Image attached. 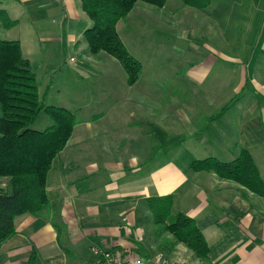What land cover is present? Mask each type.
<instances>
[{"label": "crops", "instance_id": "obj_1", "mask_svg": "<svg viewBox=\"0 0 264 264\" xmlns=\"http://www.w3.org/2000/svg\"><path fill=\"white\" fill-rule=\"evenodd\" d=\"M172 1L147 11L164 34L142 41L143 49L159 42L160 47L181 50L176 75H183L184 89L178 83L175 87L186 96L192 92L187 86L196 85L194 81L202 84L216 72L218 83L207 91L218 101L198 107L164 105L158 99L163 79L145 74L140 62L143 72L135 84L129 85L128 79L119 87L111 84L103 94L104 102L111 103L108 110L75 126L48 175L49 208L40 217L29 213L16 217L15 235L1 247L0 264H31L34 250L33 264H94L93 248L141 256L145 264H199L193 257L190 261L180 257L183 253L189 257L182 246L166 263L156 260L161 254L149 200L169 195L173 214L196 221L209 245L211 264H264V197L214 172L193 168L196 161L211 158L233 161L238 145L250 151L264 181V104L254 98L250 106L226 104L227 96L245 95L250 81L253 96L264 100V82L256 80L264 73V0H228L231 6L219 18L214 12L225 0H210L204 11L187 7L182 0L168 9ZM53 3L0 0V11L14 22L7 28L13 30L25 26V15L45 14ZM81 10V0H64L63 25L82 18ZM32 19L30 25L35 26ZM223 30L235 34L224 38ZM244 32L259 34L253 35L256 41H246ZM18 35L24 56L32 55L33 47ZM214 37H220L217 45L212 43ZM81 41L68 35V42L79 51ZM232 45L243 55L231 54ZM230 111L235 114L229 115Z\"/></svg>", "mask_w": 264, "mask_h": 264}, {"label": "trees", "instance_id": "obj_2", "mask_svg": "<svg viewBox=\"0 0 264 264\" xmlns=\"http://www.w3.org/2000/svg\"><path fill=\"white\" fill-rule=\"evenodd\" d=\"M167 2L81 0L82 10L92 23L83 34L84 41L77 43L87 44V48L80 52L81 57L106 53L122 64L129 85L135 84L142 75V65L129 54L117 32V25L128 17L138 3L161 9ZM182 2L187 7L202 11L210 5V0ZM230 6V1L225 0L215 10L214 16L221 17L220 13L229 10ZM0 19L4 27L14 24L1 11ZM254 34L258 36L259 33ZM44 109L52 126L44 131L32 130L31 126ZM79 122L75 113L65 108H45L39 95L36 74L31 62L24 57L20 42L0 38V250L15 235L16 217L27 213L40 217L49 208V172ZM234 151L237 156L231 162L206 159L196 161L193 168L196 171L214 172L221 179L231 180L264 197V181L250 151L238 145ZM149 208L153 213L157 252L161 254L156 256V260L166 263L176 248L182 246L191 252L194 261L211 264L210 248L202 231L191 217L182 213L173 214L171 195L149 200ZM127 256L143 259L141 256ZM35 260L34 250L31 264Z\"/></svg>", "mask_w": 264, "mask_h": 264}, {"label": "rangeland", "instance_id": "obj_3", "mask_svg": "<svg viewBox=\"0 0 264 264\" xmlns=\"http://www.w3.org/2000/svg\"><path fill=\"white\" fill-rule=\"evenodd\" d=\"M53 9H50L42 15H25L23 17V25L16 29L8 30L7 26L2 27L0 22V38L3 40H17L21 38L18 33L22 34V40L24 44L28 42L29 46L33 47V54H25V58H29L33 62V70L36 74V81L38 85L40 98L47 107L65 108L77 116L81 121L83 119L92 117L93 115L100 114L108 110L111 103H106L104 93L108 92L111 84L119 87V83L128 79L127 73L122 64L107 55L106 53H99L98 55H90L88 58H82L79 54L82 50L87 48V44L84 42L83 47L76 49L74 44L68 42V35H75L77 40H83L82 33L88 27L91 26L90 20L86 15H83L76 23L66 22L63 25L64 20L67 17L63 14V2L59 0H53ZM175 0L170 2L167 7L170 9L174 6ZM218 7V6H217ZM158 8L152 7L147 4L138 3L134 11L129 16L121 21L119 24V35L128 49L129 54L141 62L145 67L146 73H156L161 76L163 87L162 95H159L160 103L164 105H174L176 103H187L190 105L203 106L218 101L219 97L210 95L207 89L211 86L215 87V83L219 78L216 76V72L211 73L209 79L204 83L187 86L190 88L191 95L186 96L184 92L178 90L175 85L178 83L182 88L183 75H176L178 68V58H180L181 50L170 47H160L159 42H153V44L147 46L148 49H143L144 40H156L164 34L162 30L164 28L157 23L154 18H150L147 11H155ZM82 11V10H81ZM34 20L35 26H31L29 20ZM213 20H215L212 17ZM167 22V18H164ZM27 24V25H26ZM30 25V27H28ZM71 25V26H69ZM146 32V33H143ZM145 34H152L151 36H144ZM158 37L153 38V35ZM169 35V38H171ZM218 33H212L216 35ZM226 34V35H225ZM231 34L223 30L222 35L225 38ZM243 38L246 41H256L254 33L244 32ZM220 36V35H219ZM221 37V36H220ZM214 37L212 43L217 45L219 38ZM56 38H63L65 41H55ZM242 38V37H241ZM53 39V40H48ZM72 39V38H71ZM223 39V38H222ZM51 41V42H50ZM216 42V43H215ZM69 43V44H68ZM261 47V45H260ZM242 49V46L239 48ZM230 53H236V51L243 55V50L234 49V45L230 47ZM145 52L148 55H145ZM24 55V54H23ZM246 56V54L244 55ZM72 58V60H71ZM165 59V60H164ZM263 78V79H262ZM256 80L264 82V73L257 74ZM158 81V80H157ZM187 84V82H184ZM218 83V82H217ZM233 83H229L228 89L233 88ZM249 89L243 96H227L226 104L228 107L232 105L237 106H250L254 102L260 101L263 105L264 100L262 97H258L256 94H252L253 83L248 85ZM213 91V90H211ZM159 92V91H158ZM100 94V96H98ZM193 94V96H192ZM156 98V97H153ZM256 99V101H255ZM222 101L225 103L224 98ZM112 106V105H111ZM234 111H230L229 115H234ZM52 126V121L44 109L38 116L36 122L31 126L32 130L44 131ZM212 159V158H211ZM184 248V247H183ZM184 253L180 256L186 258V261H190L192 254L188 249L184 248ZM182 253V252H181Z\"/></svg>", "mask_w": 264, "mask_h": 264}, {"label": "built area", "instance_id": "obj_4", "mask_svg": "<svg viewBox=\"0 0 264 264\" xmlns=\"http://www.w3.org/2000/svg\"><path fill=\"white\" fill-rule=\"evenodd\" d=\"M64 2V0H59ZM96 260L94 264H145L143 259L138 257H128L119 251L92 249Z\"/></svg>", "mask_w": 264, "mask_h": 264}]
</instances>
